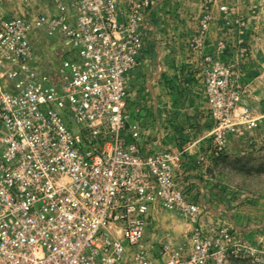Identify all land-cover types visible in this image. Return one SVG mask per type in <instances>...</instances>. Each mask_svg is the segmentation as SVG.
<instances>
[{"label": "built area", "instance_id": "1", "mask_svg": "<svg viewBox=\"0 0 264 264\" xmlns=\"http://www.w3.org/2000/svg\"><path fill=\"white\" fill-rule=\"evenodd\" d=\"M41 2L0 18V264H224L232 234L202 231L129 102L155 0ZM34 30L62 48L54 72L33 67ZM161 211L192 229L146 244Z\"/></svg>", "mask_w": 264, "mask_h": 264}, {"label": "rangeland", "instance_id": "2", "mask_svg": "<svg viewBox=\"0 0 264 264\" xmlns=\"http://www.w3.org/2000/svg\"><path fill=\"white\" fill-rule=\"evenodd\" d=\"M45 11L41 0H0L3 19ZM146 27L133 114L177 157L202 231L232 234L224 264H264V0H155ZM32 35L33 67L54 72L58 40ZM156 219L146 244L178 243L192 229L173 212Z\"/></svg>", "mask_w": 264, "mask_h": 264}, {"label": "trees", "instance_id": "3", "mask_svg": "<svg viewBox=\"0 0 264 264\" xmlns=\"http://www.w3.org/2000/svg\"><path fill=\"white\" fill-rule=\"evenodd\" d=\"M146 54V48L142 49L141 55L144 56Z\"/></svg>", "mask_w": 264, "mask_h": 264}]
</instances>
